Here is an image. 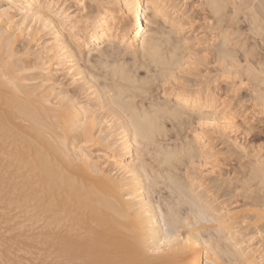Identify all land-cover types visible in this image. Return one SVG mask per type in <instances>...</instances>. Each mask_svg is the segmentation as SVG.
<instances>
[{"label": "bare ground", "instance_id": "1", "mask_svg": "<svg viewBox=\"0 0 264 264\" xmlns=\"http://www.w3.org/2000/svg\"><path fill=\"white\" fill-rule=\"evenodd\" d=\"M176 2L0 0V264H264V0Z\"/></svg>", "mask_w": 264, "mask_h": 264}, {"label": "rangeland", "instance_id": "2", "mask_svg": "<svg viewBox=\"0 0 264 264\" xmlns=\"http://www.w3.org/2000/svg\"><path fill=\"white\" fill-rule=\"evenodd\" d=\"M194 2V3H193ZM195 2H197V0H179V2H178V0H177V6H178V8L180 9L179 11H178V13H184V16H191V15H194V16H196L197 15V13H199V11H200V13L196 16V17H194L193 16V20H194V22L192 21L191 23H190V28L188 29L187 27L185 28V29H188V30H193L194 32H195V29L197 30V32H195V34L196 35H199V32L201 31V36H199V37H203V33H204V37H207L208 35H209V32H208V30H209V28H206V25H207V27H208V22L210 21V19L206 22V20L205 19H207V17L208 18H210V15L209 14H207L206 12H207V10L204 8L203 9V11H201L202 10V8H203V6H199V3H198V5H195L194 6V4H195ZM191 5V6H190ZM197 6V7H196ZM200 8V9H199ZM199 10V11H198ZM206 10V11H205ZM192 12H197V13H195V14H193ZM180 13V14H181ZM200 14H202V16L203 15H205V17H203L202 18V16L200 15ZM207 14V15H206ZM192 17V16H191ZM196 18V19H195ZM204 22H203V21ZM144 21H145V19H144ZM207 23V24H206ZM206 24V25H205ZM202 25V27H200ZM203 25H204V27H203ZM186 26H188V25H186ZM195 27H197V28H195ZM198 27H200V28H198ZM202 28V30H198V29H201ZM208 29L207 31H206V29ZM191 30V31H192ZM205 31V32H204ZM210 31V30H209ZM194 32H193V34H194ZM203 32V33H202ZM207 32V33H206ZM205 33L207 34V35H205ZM211 34L213 33V31L212 32H210ZM210 34V35H211ZM210 35L208 36V37H210ZM207 37V38H208ZM244 85H246V84H244ZM243 85V86H244ZM246 86H244V88H245ZM243 88V87H242ZM243 88V89H244ZM245 90H246V88H245ZM245 90H240L239 92H238V96H239V98H242V96L243 97H245V98H243V101H244V99H246L242 104H240L239 106V108H241V107H245L246 108V105H247V109H249L248 111H250V112H247L246 114L247 115H249V113L250 114H252V115H254V119H253V121L255 122L256 120H258V121H256L255 122V125H254V131H255V133L253 134H250L249 136H248V138H247V140L248 141H254V143H253V146H257V143H260L261 144V142L262 143H264V120L262 119V118H264L263 116H264V113H261L260 112V108H258V110H256L255 111V108L254 107H252V109H251V107L249 108V106H251V103H249V101H247V95H246V91ZM242 91H244L245 92V94H243L242 93ZM241 92V93H240ZM243 94V95H242ZM241 96V97H240ZM246 103H248V104H246ZM250 104V105H249ZM263 105H264V99H263ZM239 110V109H238ZM246 110V109H245ZM253 110V111H252ZM257 111H259V112H257ZM253 112V113H252ZM256 112V113H255ZM242 113V112H241ZM255 113V114H254ZM258 113V114H257ZM240 114V113H239ZM241 115V114H240ZM256 115V116H255ZM256 118H258V119H256ZM260 121V122H259ZM257 122H259V123H257ZM253 131V132H254ZM257 132H258V135H256L257 134ZM254 135V136H253ZM256 141V142H255ZM262 146H264L263 144H262ZM263 150V149H262ZM225 161H223V164H222V161H221V164L222 165H224V164H226V163H224ZM226 165H229V164H226ZM223 168H225V169H227V168H230V165L227 167V166H222V169ZM225 169H223V170H225ZM227 170H229V169H227ZM263 227H264V225H262ZM28 244L29 243H25V245L26 246H28Z\"/></svg>", "mask_w": 264, "mask_h": 264}]
</instances>
